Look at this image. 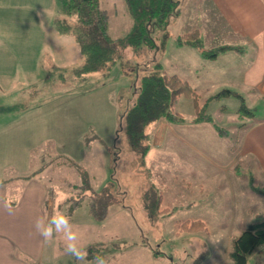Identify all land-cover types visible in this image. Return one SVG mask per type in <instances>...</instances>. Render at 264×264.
<instances>
[{"label": "rangeland", "instance_id": "obj_1", "mask_svg": "<svg viewBox=\"0 0 264 264\" xmlns=\"http://www.w3.org/2000/svg\"><path fill=\"white\" fill-rule=\"evenodd\" d=\"M99 2L109 13L110 34H128L134 17L127 0ZM2 3L10 36L2 55L8 66L0 65V170L37 175L53 188L56 210L70 218L86 256L77 261L67 254L56 234L45 243L42 264H94L96 256L107 264H237L235 239L264 218V190L238 173L247 172L243 167L224 165L242 126L264 116V102L245 85L207 84L189 74L186 48L181 52L179 45L187 44L179 40L187 30L200 29L203 47L194 49L236 44L212 0H182L167 27L152 26L155 43L127 45L109 68L90 72L80 70L85 57L75 29L61 32L56 26L59 0ZM67 19L74 28L76 14ZM205 60L199 56L200 73L206 72ZM157 65L187 74L202 115L212 119L195 120L193 97L181 95L175 110L184 120L170 122L173 128L163 131L162 142L152 139L142 155L129 145L122 117L135 102L142 77ZM243 105L252 112L242 116ZM214 124L229 135L219 136ZM92 245L98 246L94 254ZM246 264H264V243Z\"/></svg>", "mask_w": 264, "mask_h": 264}, {"label": "crops", "instance_id": "obj_2", "mask_svg": "<svg viewBox=\"0 0 264 264\" xmlns=\"http://www.w3.org/2000/svg\"><path fill=\"white\" fill-rule=\"evenodd\" d=\"M212 2L227 28V36L236 44H214L208 46L210 47L208 51L206 48L194 49L203 47V43L201 46L179 44L184 46L180 47L181 52L186 48L184 58L189 61L184 63L190 68L189 74L194 73L197 79L205 78L207 84L245 85L252 96L264 102V0H212ZM3 5L0 0L1 56L9 46V38L5 37L10 36L9 15H5ZM226 45L229 47L219 50L216 56L205 55L206 52ZM199 56L207 59L204 63L205 73L198 70ZM7 57L9 59V56ZM192 58L195 59V69L192 68ZM8 63L9 60L2 56L0 65L8 66ZM208 65L210 71L207 70ZM171 73H177L191 83L187 74L176 71ZM2 108L0 104V114ZM158 123H160L158 126H154L157 123L153 124L151 131L148 128L151 135L150 143L153 139L155 144H160L163 131L166 128H173L170 121L162 120ZM215 130L217 131L216 127ZM228 135L229 131L227 135L222 136ZM236 145L224 166L231 165L237 170L243 167L247 172L238 173L248 177L251 185L262 187L264 190V116L242 126ZM4 173L5 169L0 170V264H42L46 247L43 237L36 228V221L39 219L47 222L51 218V213L50 217L47 214V208L55 201L54 189L50 190L41 180H37V175L29 177ZM231 175L235 177V173L227 172V176L231 178ZM20 180L24 182L29 180V184L22 185Z\"/></svg>", "mask_w": 264, "mask_h": 264}, {"label": "trees", "instance_id": "obj_3", "mask_svg": "<svg viewBox=\"0 0 264 264\" xmlns=\"http://www.w3.org/2000/svg\"><path fill=\"white\" fill-rule=\"evenodd\" d=\"M60 16L55 18L59 31L68 32L75 29L77 40L85 57V62L80 69L82 72H90L109 68L121 56L120 50L127 45L139 47L144 43L153 41L152 26L162 28L169 23L172 16L180 12L182 0H127L134 24L131 31L122 37H113L109 32V13L100 6L99 0H59ZM73 13L77 16V23L72 24L67 17ZM180 43H189L196 46L202 45L200 29L185 32L179 38ZM221 46L215 50L206 52L208 57L216 56L219 50L228 48ZM158 68L146 73L141 80V87L136 95L135 102L129 107L122 117V126L125 130L131 148L145 155L150 149V124L162 120L181 122L184 116L175 110L178 98L185 94L194 99L196 107L195 120H211V115H202L198 92L183 77L177 73H168ZM227 92L238 93L226 89ZM243 112H252L246 105L241 106ZM221 135H227L228 130L218 124H214ZM87 188L83 190L86 192ZM84 197V195H82ZM81 196V197H82ZM69 199V197H68ZM81 198L75 200L79 203ZM92 206L95 203L92 202ZM95 209V207L93 208ZM264 243V218L252 222L235 239L232 255L237 264H246L247 256L260 244ZM98 246L92 245L90 253L94 254Z\"/></svg>", "mask_w": 264, "mask_h": 264}, {"label": "clouds", "instance_id": "obj_4", "mask_svg": "<svg viewBox=\"0 0 264 264\" xmlns=\"http://www.w3.org/2000/svg\"><path fill=\"white\" fill-rule=\"evenodd\" d=\"M51 207L53 208V213L47 222L39 219L36 221V228L43 237L44 242L47 243L53 240L56 234H60L63 238L65 252L73 256L77 261L85 260L86 256L80 246L79 234L70 223V218L56 210L55 203ZM94 264H107V262L102 256H96Z\"/></svg>", "mask_w": 264, "mask_h": 264}]
</instances>
